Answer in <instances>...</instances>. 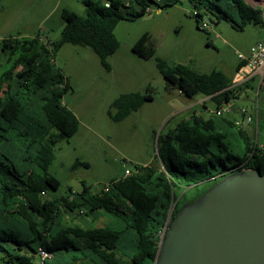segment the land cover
I'll return each instance as SVG.
<instances>
[{
  "label": "trees",
  "instance_id": "16d2710c",
  "mask_svg": "<svg viewBox=\"0 0 264 264\" xmlns=\"http://www.w3.org/2000/svg\"><path fill=\"white\" fill-rule=\"evenodd\" d=\"M176 1L83 0V15L61 10L64 25L56 41L40 33L1 40L0 53L15 56L0 72V91L5 84L0 97V264H30L39 248L50 254L43 264H153L172 202L176 200L170 218L227 174L242 168L264 172V145L252 141L236 119L213 113L223 101L236 99L255 76L233 87L222 71L196 73L158 59L167 82L188 97L205 96L214 109L203 101L157 137L156 157L162 168L136 164L130 174L98 191L82 182L79 191L69 188L60 197L44 198L54 182L48 171L52 145L78 127L75 115L62 103L68 80L54 63L56 50L65 42L88 46L109 69L106 59L118 47L116 24L142 15L150 3L160 7ZM189 1L198 29L203 16L210 24L225 19L239 28L247 23L264 26V8L245 0ZM151 98L138 92L121 94L112 102L118 108L112 119H122ZM178 187H190L191 195L184 197L185 191L177 198ZM103 214L108 222L99 221ZM79 218L91 224L73 222Z\"/></svg>",
  "mask_w": 264,
  "mask_h": 264
},
{
  "label": "rangeland",
  "instance_id": "374dc122",
  "mask_svg": "<svg viewBox=\"0 0 264 264\" xmlns=\"http://www.w3.org/2000/svg\"><path fill=\"white\" fill-rule=\"evenodd\" d=\"M245 1L264 8V0ZM161 4L159 7L150 3L142 15L116 24L118 47L106 59L109 69L102 66L88 46L65 42L56 50L54 63L68 80L62 103L75 115L78 127L70 137L61 136L52 145L54 158L48 171L54 182L45 199L60 197L69 188L79 191L82 182L98 191L136 164L163 167L156 157L157 137L197 109L201 104L197 101L205 96L188 97L167 82L158 69V59L196 73L219 70L235 82L245 71L242 67L236 69L240 62L237 54L247 56L253 43H264V26L247 23L239 28L222 19L210 24V29H198L192 2ZM63 8L79 15L84 13L83 0H0V44L7 37L25 39L38 33L47 35L50 41L58 40L64 25ZM14 56L6 51L0 53V72L12 63ZM20 69L18 66L16 70ZM4 87L5 84L0 97ZM130 92L150 94L152 98L122 119H112L111 115L118 113L112 102ZM204 101L212 111L213 102L207 98ZM239 108L252 114L253 122L245 123ZM227 117L240 121L252 141L264 145V71L242 86ZM189 188H176L177 198L185 191L184 197H189ZM108 220L105 214L99 218L101 223ZM73 222L91 224L85 218ZM34 263L35 258L30 264ZM78 264L91 262L84 260Z\"/></svg>",
  "mask_w": 264,
  "mask_h": 264
},
{
  "label": "water",
  "instance_id": "95a60500",
  "mask_svg": "<svg viewBox=\"0 0 264 264\" xmlns=\"http://www.w3.org/2000/svg\"><path fill=\"white\" fill-rule=\"evenodd\" d=\"M153 264H264V172L225 175L170 218Z\"/></svg>",
  "mask_w": 264,
  "mask_h": 264
},
{
  "label": "built area",
  "instance_id": "2783aa9c",
  "mask_svg": "<svg viewBox=\"0 0 264 264\" xmlns=\"http://www.w3.org/2000/svg\"><path fill=\"white\" fill-rule=\"evenodd\" d=\"M263 17H264V12H263ZM200 28L210 29V23L206 16H203L200 19ZM43 38L45 37L43 36ZM237 56L240 59V61L244 62L243 65L240 67L244 68L245 71L239 77L237 81L235 82L232 81L233 87L242 85L243 83L248 81L251 77H254L258 74L261 75L263 73L264 71V43L255 42L249 47V53L247 56L243 55L242 53H238ZM234 101L235 99H229L228 101H223L219 106H217L213 110V113L216 116H224V115L229 114L234 109ZM239 109H240L239 112L242 114V118H243V121H245V123L249 124L253 122L252 114L247 113L246 109L244 108H239ZM254 114L255 116L257 115L256 110L254 111ZM255 122H256V118H255ZM235 124L238 127L242 128V123L238 121L237 119L235 120ZM128 174H130V170L125 169L123 172V176H126ZM49 257H50V254L46 250L39 248L36 254L35 264H43L44 260Z\"/></svg>",
  "mask_w": 264,
  "mask_h": 264
},
{
  "label": "crops",
  "instance_id": "0c3cea01",
  "mask_svg": "<svg viewBox=\"0 0 264 264\" xmlns=\"http://www.w3.org/2000/svg\"><path fill=\"white\" fill-rule=\"evenodd\" d=\"M43 36H46V37H47V35H45V34H43ZM205 99H206V97H204V98H201V99H200V100H198L197 102H199V103L201 102V104H202V101H204ZM205 103H206V102H205ZM201 104H200V105H201Z\"/></svg>",
  "mask_w": 264,
  "mask_h": 264
}]
</instances>
